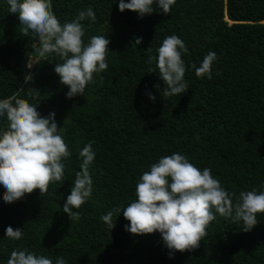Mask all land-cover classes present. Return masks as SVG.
<instances>
[{
  "label": "trees",
  "instance_id": "1",
  "mask_svg": "<svg viewBox=\"0 0 264 264\" xmlns=\"http://www.w3.org/2000/svg\"><path fill=\"white\" fill-rule=\"evenodd\" d=\"M114 2L53 0L61 23L91 6L96 20L82 22L84 41L93 35L109 40L108 68L86 86L84 97L66 98L67 87L53 71L56 61L25 68L38 38L24 36L17 16L0 0V98L18 94L37 103L41 115L54 111L71 152L65 180L50 183L48 191L39 195L34 189L5 204L0 190V264L13 248L45 255L53 264L58 256L67 264H264V213H257L258 223L248 231L217 214L198 248L171 257L158 233L125 231L122 213L110 231L100 219L134 198L139 175L173 152L209 168L229 192L264 190V0H176L167 15L156 10L140 18L118 11ZM172 34L188 49L182 59L189 88L166 97L155 57ZM208 51L217 54L212 78L197 77L188 66H199ZM89 142L96 153L90 166L94 191L73 220L60 206L79 170V151ZM6 226L22 227V238L3 237Z\"/></svg>",
  "mask_w": 264,
  "mask_h": 264
},
{
  "label": "clouds",
  "instance_id": "2",
  "mask_svg": "<svg viewBox=\"0 0 264 264\" xmlns=\"http://www.w3.org/2000/svg\"><path fill=\"white\" fill-rule=\"evenodd\" d=\"M8 12L17 16L24 36L38 38L34 56H27L25 68L41 61H56L54 73L59 83L67 87L66 98L83 96L86 86L95 82L108 68L105 59L109 50L106 35H93L84 41L87 20L94 23L96 14L91 6L79 10L71 21L60 22L54 14L53 0H6ZM117 10L134 11L138 18L156 10L167 15L176 0H115ZM141 43L140 38L135 39ZM188 51L185 43L172 34L163 39L156 49V69L163 82V95H181L188 89L186 65L182 53ZM149 56V62L152 61ZM217 54L208 51L193 68L197 77L212 78ZM149 72H154L149 70ZM157 73V72H156ZM25 80H31L26 73ZM153 87H158L154 85ZM149 100L156 97L149 89L144 93ZM0 190L2 202L12 203L38 189L48 191L50 183L65 180V161L71 152L58 132L55 112L41 115L37 103H29L13 94L0 98ZM92 143L79 151V170L64 199L61 211L73 220L79 219L77 209L89 201L94 191L91 164L95 158ZM122 213L127 223L124 230L134 235L158 233L163 246L174 252H191L207 235L209 222L220 215L241 224L248 231L257 222V213H264V190L244 189L238 193L227 191L207 167L200 169L182 153L173 152L159 157L148 165L135 184V197L125 204L115 205L100 219L109 229L114 227ZM22 227L6 226L4 236L20 240ZM6 264H53L52 259L26 248H13ZM55 264H67L58 256Z\"/></svg>",
  "mask_w": 264,
  "mask_h": 264
}]
</instances>
